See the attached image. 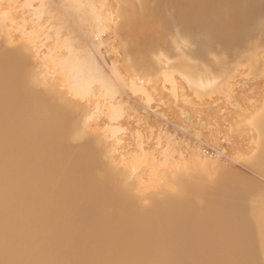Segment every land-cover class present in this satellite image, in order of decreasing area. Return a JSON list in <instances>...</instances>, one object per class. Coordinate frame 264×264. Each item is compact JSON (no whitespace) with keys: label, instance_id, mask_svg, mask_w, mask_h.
<instances>
[{"label":"bare ground","instance_id":"obj_1","mask_svg":"<svg viewBox=\"0 0 264 264\" xmlns=\"http://www.w3.org/2000/svg\"><path fill=\"white\" fill-rule=\"evenodd\" d=\"M47 1L48 0H46V1L41 0V2L38 1L39 6L38 7L36 6L38 9V10H36V12H39V13L43 12L41 15L43 16V18H45L44 21L46 23H47V20H49L48 24H50V26H52V28H53V30H52V33H53L52 41L54 42V48H55V46H58V47L61 46L63 48V52L61 53V51H60L59 54H57L52 46H51L52 48H50L49 44H48V47L46 45L47 43H44L45 46H43L44 45V44H42L43 42H41L40 44H42L41 45L42 48H45V49H43V50L40 49L41 46H40V44L38 45L39 40H42V39H45L46 37H48V36L45 37V35H48V34L42 35V38L40 37V35L43 34V32L40 31V29L43 31H44V29H43L42 25H41V28L38 29L40 27V24H41L38 22L40 21V18H42V17H40V15L37 16L38 13H36L37 17L33 18V16L31 17V14H33L34 11H33V13H32V11H29V12H31L30 14L26 13L27 12L26 11L25 14H27V15L29 14L30 16L29 15L28 16L31 17L32 19H34L35 22L37 21V23H35V22H33V20H31L30 22H33L34 25H32L33 24L32 23L31 26H28V27H27V24L25 27V24L22 23V25H24L23 27H25V28L30 29V27H31V31H29L30 33L28 31H26V32H28V34L23 33L24 31L20 32V35L17 37H19V38L23 37V38L27 39V43L28 44L30 43V45H32L31 52L33 53L35 58H42L43 60L37 61V62L32 61L31 65L33 68L26 71L23 68L24 62H25L23 57L26 56V52H25L26 50L24 49V47H21V51L23 53L22 58H21V63H20L21 68H18L17 60L14 57L13 58H11L12 56L9 57L10 54H8L9 58L6 57V55H5V57L0 55V166H1L0 168H3L5 165H7L4 167L5 168L4 172H6V174L9 172V170L12 171L11 169H9V167H11V166L13 167L14 162L15 163L19 162L18 159H20V160L22 159L23 162L25 161V163H24L25 166H26L27 160H28L27 163H29V160L32 163L37 162L35 160V158L33 157V154L32 153L29 154L28 149H32V148H30V146H32L31 143L33 142V140H36V138L40 140L41 138H44L47 135L52 136V138L56 137L57 139H61V140L62 139L66 140L69 138L70 139L75 138L81 144H89L88 148H86L85 145L84 146L81 145L80 147H77L78 145H75L76 147L70 146V147L66 148L65 151L68 152L69 154L67 156V154L65 155L63 152L62 154H64V157H70L74 153L73 158L71 157L74 162L70 160L71 165H69V167H68L69 169H71L74 166V165L72 166V164H75V168L77 169V171H75V172L80 174V173H83L84 171H86L85 170L86 168H87V170H89L88 167H90V166H88V164L90 165V163H92V164L94 163L93 165H96L97 167L99 166V163H100L99 168L102 167L101 160H103V163H104V156L100 152L102 149V148L100 149V145H99L100 142H98L97 138H95L94 135L90 136V134L87 133L85 130V129H87V127H88V129L91 128V130L98 129L100 127L96 128V125L94 126L93 124H90V126H88L89 123H87V122L90 120L91 117H94L98 114H101V115L104 114L105 115L106 111H108L106 117L109 118V114H110V119L111 118L114 119L113 117L114 116L116 117L118 115V113L120 112V111L118 112V110H120L118 108V107H120V105L122 107V110H123V108L125 109L126 104H124L123 102H122L123 104H121V102H120V105H118L119 103L117 102V101L121 100V98L123 97L122 95H124L126 97L125 94H121V93L125 92L124 91L125 90L124 88H126L125 86H127L131 89L132 94L134 96L136 95L135 98L140 97L139 96L140 93L141 94L143 93V91L141 90V87L138 84H136L134 81L131 82L130 79H128V77L126 76V72L117 66L116 62L113 61L114 59L110 60L111 56H114L115 58H120L121 60H124V62L126 64V68L128 71L140 72L141 74H143V76L146 77V76H150L152 74V71L154 72V71L159 70L162 67H164L163 62H166V64L168 62V64H170V65H176L181 59H184L185 56H183V55H187V56L189 55L190 56V54L192 52H196V51H199L198 52L199 54H200V51H202L203 53L205 52V53H210V54L211 53H213V54L214 53L215 54L223 53V52H226L228 49H230V47L232 45L235 46L236 43L237 44L240 42H241V44L249 43V42H244V41L247 38L254 36L255 34H259L260 32H262V34H264V0H203L201 2V4L196 6V10H195V7H190V6H192V0H189L190 6L186 3L187 0L186 1L182 0V2H183V3H181L182 7H180V9L178 11H176V8L173 5L174 4L173 1L170 0L169 13L167 16V20L165 22L161 23L159 25V27H157L156 29L153 28L152 24L156 21L155 16H157L158 8H156L154 10L152 9L153 11H149L150 7L152 6V3L153 4L155 3V0H60V2L58 1L56 5H53ZM95 1H98L97 3L100 4V6L102 5L104 7V10H105L104 13L101 12V10H98V9H101V7H98L99 5L97 4L98 5L97 6L98 8H97L95 5L96 4ZM31 2H33V1H31ZM13 4L11 2H7V6L10 7L11 9L13 8ZM36 4H37V2H36ZM183 5L186 7V9L183 7ZM7 6H6V8H7ZM29 6L28 7L26 6L27 7L26 9H31V7L29 8ZM36 7H34V8H36ZM188 7H190L192 10L189 11L187 9ZM21 8H23V7H21ZM102 11H103V9H102ZM177 12L178 13L180 12V14H181L179 20H180V22H182L181 26L184 24L182 26L184 29L181 31L177 30V32L175 34H173L175 36H173L170 34L171 32L169 33V30L165 32V28L167 26L174 28V26H172V25H175L176 23H178L174 20L176 18ZM10 13H12V12H10ZM44 13H46L45 17L43 15ZM28 16L25 17V19L26 18L28 19ZM20 17H18V19ZM38 17H39V19L37 20ZM35 18H36V20H35ZM15 19H16V17H15ZM25 19H23V22ZM10 20L12 22L11 18H10ZM21 21H22V19H21ZM30 22H29V24H30ZM19 23L17 22L16 24H14V25H16V27L13 26L14 27L13 30L18 29ZM36 26H38V28ZM50 26H48V27H50ZM176 26L178 27V24ZM8 28H11V27L8 26ZM20 28H22V27H20ZM259 29H263V30H259ZM13 30H12V32H13ZM105 32H107V33L110 32V34L108 35L110 37L109 38L110 41H112V39L118 40L117 52L113 50V47L110 45V41H109L108 49L106 50V52L102 58L103 61H106L109 64V66H110L109 68L111 70L110 75L113 74V77H114L113 79L111 77L107 76V74H106L107 72L105 71L106 72L105 73L103 71L104 69L103 70L101 69V68H103V66L99 67L100 63H97L95 61L97 58L94 59L95 56L93 57V55H92L93 51H96L97 54L98 53L102 54V51H100V47H101V44L103 41H100V40H102L103 38L100 39V37L104 36ZM151 32H152V34H151ZM260 35H261V33H260ZM38 38H40V39H38ZM262 38H263V36L261 37V39ZM45 40L48 42V40H51V39L47 38ZM52 41H50L48 43L51 44V43H53ZM170 41H172V44L169 43ZM178 41H180L181 44L178 43ZM252 43L253 42H251V44ZM179 44L183 45L186 48L187 52L183 51V53H182L181 49L179 47ZM241 44H239V45L241 46ZM102 45L106 46L105 43ZM239 45H237V46H239ZM252 45H254V43ZM242 46H244V44ZM256 46H258V45L256 44ZM247 47H244V48H247ZM44 50L47 51L48 56L46 54L42 53V52L46 53ZM58 51H59V48H58ZM263 51H264V49H263ZM259 52L263 53V52H261L260 47H259ZM198 53H196V54L199 55ZM215 54H214V56H215ZM43 55H46V56H43ZM81 55H83V56H81ZM192 55H194V54H192ZM204 55L205 54H203V56ZM206 55H208V54H206ZM226 56H228V55L226 54ZM181 57H183V58H181ZM81 58H83V59H81ZM97 61L100 62L101 60H97ZM186 61H187V58H186ZM104 64H106V63H104ZM36 66H38L39 68L43 67L44 71L43 72L34 71L36 69ZM106 70H108V69H106ZM47 71H48V74L47 73L42 74V73L47 72ZM40 75H42V76L40 77ZM44 75H45V77H44ZM40 78L48 80V84L52 85V87H53V90H49V89L45 88L46 90L42 91L45 94V98L43 97V95H44L43 94L42 98H44V100L42 99L43 102H41V105H44V108L47 111V114H46V111L43 110V111H45V113H44L42 111V109H44V108H43V106L41 107L42 108L41 111L44 114V117L42 116L44 118V120L43 119H40V120H43L45 122L44 123L42 121L44 123V128L42 127L43 123L39 122L40 117L38 118V115L35 113L36 110H35V112L33 110L36 107L35 104L33 103L34 102L33 98H35V96L31 99V97L27 94V93H29L28 91L30 90V88H32V89L36 88V81H38ZM195 80L197 81L196 83H198V84L202 83L201 84L202 86H209V85H212L215 83V82L212 83V82H209L207 80H204L203 78L201 80L199 78H197ZM95 82H97V83L94 84ZM97 84H98V87L97 86L96 87H97L98 91L101 88L107 89L106 90L107 93H105L106 92L105 90H103V91L100 90L105 95L103 93H101L100 91H99L100 94H99V92L97 93V91H95L96 87H95V89L92 88L93 85H97ZM121 90H123L124 92L123 91L121 92ZM116 91H117V93L119 92V94H120V96L118 94H116V96H115V97L119 96L118 97L119 99L117 101L115 100L116 98H114ZM131 91H129V92L131 93ZM170 91L173 93L172 90H170ZM36 93L37 92L35 91V93H33V94L35 95ZM176 93H175L176 96L174 95V93L171 94V93L167 92L166 93L167 96L165 94L166 98H168V102H169V100L171 102L172 99L176 100V99H174L175 97L177 98L178 93L177 94ZM33 94H32V96H33ZM37 94L39 95L40 93H37ZM173 95H174V98H172ZM165 96H163L162 98H165ZM144 97H145V95H144ZM159 97H161V96H159ZM37 98H39V96ZM37 98H35V100H37L39 102L41 97L39 98V100ZM113 98H114V100L112 102L111 100ZM126 98L130 99V96H128ZM162 98H160V99H162ZM169 98H172V99H169ZM107 99H108L109 103H107V101H106ZM164 100L167 101L166 99H164ZM164 100L162 99L161 103H163V102L165 103ZM37 101L35 102L36 104L38 103ZM114 101H116L117 103L115 104ZM124 102L127 103L128 101L127 102L124 101ZM154 102H156V100L153 101V103ZM174 102H175L174 104L178 103V101H174ZM252 102L254 103L253 100L250 103H252ZM31 103H33L34 105ZM159 103H160V101H159ZM169 103H168V105H169ZM134 104H131V105L134 106ZM166 104H167V102H166ZM170 104H172V103H170ZM263 104H264V100H263V98H260L258 103L253 105V108L251 107L252 109L250 111L244 113V115H241V117L242 116H244V117H243V120L241 121V123H239V124L241 125L243 122L245 128H247L249 130L250 136H251L250 138L252 139L253 143L256 142V137L251 133V127L253 125H255L261 129H264V109L259 111L260 108L263 106ZM31 105L34 106V107L32 106L33 109L31 107ZM41 105H39V107ZM127 105H129V104L127 103ZM131 105H129V107ZM147 105H149V104H147ZM150 105H151L150 107L153 108L152 105L155 106L156 104H150ZM178 105L180 106V101H179ZM244 105H248L249 107L252 106V105H249V103L246 104V102L244 103ZM162 106H164L163 109L164 108L166 109L168 107L167 108L168 113L160 110L162 108L159 107L160 112L158 111L159 112L158 114H160L162 111L163 113L165 112L164 114H166V116H168L169 111H170L169 107L171 105H169V106L166 105V107H165V104H163V105H161V107ZM39 107H37V108H39ZM174 107L177 109V105ZM240 107H241V105H240ZM173 108L171 110H173ZM181 108H183V107H181ZM243 108H244V106H243ZM127 109H129V108H127ZM130 109H131V111L138 110L137 108L135 110V108H133V107ZM238 109L240 110L241 108H238ZM178 110H179V108H178ZM136 112H139L136 114V117H134L132 113L130 114L127 111L125 113L129 114V115L127 114L128 117L130 115H132V117H134V118H139L140 116L138 117L137 115L140 113L142 114V112H140V111H136ZM180 112H181V109H180ZM241 112L242 113L244 112L243 109ZM133 113H135V112H133ZM143 113L145 114V112H143ZM153 113H155V112H153ZM163 113H162V115H164ZM175 113H177V112H175ZM40 114H41V112H40ZM126 114H124V116ZM194 114L195 113H193V115ZM146 115H147V112H146ZM162 115H160V117ZM191 115L192 114L189 115L190 119L192 118ZM235 115H236V118H238L237 117L238 115L237 114H235ZM124 116L123 117L120 116L122 118V121L125 119ZM164 117H165V115H164ZM142 118H144V117H142ZM151 118L154 119L153 117H151ZM167 118H170V116H168ZM186 118H188V117H186ZM232 118H235V117H232ZM177 119H179V118H177ZM223 119L221 120V117H220L221 122L222 121L226 122V120H223ZM189 120H188V122H189ZM191 120H193V119H191ZM194 120L196 121V116L194 117ZM129 121L130 120L128 118V122ZM133 121H135L137 123L136 119H133ZM133 121H131V122H133ZM152 121H154V120H152ZM157 121H158V119H157ZM157 121L155 120V122H157ZM159 121L157 123H159ZM165 121H166V118H165ZM169 121H171V120H169ZM173 121H175V120H172V122ZM176 121H175V123H176ZM233 121H235V120H233ZM233 121H231V122H233ZM135 122H133V124H135ZM145 122L149 123L148 121H145ZM179 122H181V121H179ZM36 123H39L40 125L37 126ZM139 123H141V121ZM157 123L153 122V124H152V122H151V125H154ZM223 123L224 122H222V124ZM237 123H238V121H237ZM141 124H143V123H141ZM176 124H178V122ZM224 124H226V123H224ZM143 125L146 126V123ZM148 125L149 124H147V127L149 128ZM180 125L182 127L184 125V123L180 124ZM235 125H236V123H235ZM235 125H234V127H235ZM238 125H236V128ZM165 126H166V124L164 125V127ZM174 126H176L175 124H173V128H176ZM179 126H178V128H180ZM83 127H85V129ZM167 128H168V126H167ZM224 129H225V127H224ZM224 129H222V130H224ZM113 130H116V129H113ZM160 130L162 133L160 132L161 135H159V136H162V134H164V133H163L162 129H160ZM215 130H216V128H215ZM217 130H218V128H217ZM118 131H119V129H118ZM208 131H209V128H208ZM106 132L103 131V134H105ZM137 132H139V131L136 130V133ZM227 132H226V134H227ZM158 133H159V131H158ZM174 133H177V130ZM216 133H217V131H216ZM243 133L244 132L241 131V132L236 133V134L239 136V134L241 135ZM141 134L142 133H140V135ZM219 134L221 135V132H219ZM231 134H234V133H229V136ZM99 136L100 135H98V138H99ZM116 136H117V134H116ZM173 136H175V135H173ZM140 137L142 138L143 135ZM168 137L170 139V136H168ZM233 137H236V136H233ZM103 138H104V136H103ZM118 138H121V137L118 136ZM238 138H241V136ZM144 139H145V137H144ZM174 139H175V137H174ZM262 139H263V136H261V140H258L257 143L259 144L262 141ZM42 140H41V142H42ZM119 140H121V139H119ZM116 141H118V140H116ZM53 142H55V141H53ZM58 142L59 141H57V143ZM63 142L64 141H61V143H59V145H61ZM177 142L175 141V143H177ZM180 142H182V140ZM71 143H72V140H71ZM135 143H136L135 145L137 147V142H135ZM67 144H68V142H67ZM67 144H64V145L67 146ZM120 144H122V143H120ZM168 144H165L166 147ZM125 145H127V144L122 145V147L123 146L125 147ZM181 145L183 146L182 143H181ZM157 146L155 147V149H158ZM168 146H170V145H168ZM142 147H144V146H141V149H142ZM145 147L143 148V152L146 151ZM175 147L177 148V146H175ZM197 147L200 148L198 146V144H197L196 148ZM52 148H54V147H52ZM57 148H59L61 151L60 147H57ZM115 148L121 149V146L119 145V143H118V145H116ZM127 148H128V146H127ZM138 148L140 149V147H137V150H138ZM163 148H165V147H163ZM163 148H162V151L164 152L165 149H163ZM169 148L170 147L167 148L168 151H169ZM193 148H192L191 152L194 153V151L197 149H195V146ZM172 149H174V148H172ZM175 149H174V151L173 150L172 151L176 154L181 151V150L179 151V149H178V151L176 152ZM201 149H202V147L200 148V150ZM207 149H209V148H207ZM207 149L204 148V152H206ZM215 149L216 148H214L213 150H215ZM62 150H64V149H62ZM159 150L160 149H158V151ZM213 150H211V151H213ZM141 151L142 150H140V152ZM150 151L151 150L149 149V153H150ZM216 151H217V149H216ZM52 152H53V150H52ZM54 152H55V150H54ZM132 152L131 153L129 152L131 154L130 156L132 158L129 156V154L126 153V155H128V156H126V158H129V161H126L128 164V168L133 167L139 173L138 168L141 166H144L146 169V173H145L144 167H143L144 170L141 167V169L143 171H142V173L140 171L139 177L140 176L142 177V179L144 180V181L142 180L143 183L146 181L148 184H153L156 181V178L158 175L157 173L159 172V170L153 168L154 166H157V167L162 166V168L164 167V168H167V169L173 171L177 167L179 168V166L184 168V169H187L190 166V164H191V166L200 165L202 167V169H204V170H200L201 168L198 170L196 169V171H194V173H190V172L186 171L185 174L180 173L178 175H172L169 177V179L171 180V182H174V184L178 183L179 181L181 183L185 179L192 178V176L194 174H197V175H199L198 177L193 178V179H187L190 187H193V188H195L197 190H201V191L208 190L211 192V190L208 188L215 186V184L213 183L214 184L213 185V184H211V182H208V183L204 182V179L202 177V171L206 170L209 173H213L217 170L218 167L224 165V163H223L224 161H221L222 163L211 161L209 159L210 158V151H208L206 154L204 152L202 153V151L200 152L199 150H197L198 154H196L195 157H193L192 159H189V157L185 158L188 160H185L183 158L184 160L180 161V160L175 158L177 163L174 161L173 158H172L173 160L171 159V157L169 158L170 155L168 156L165 152H164L165 153L164 154L161 151L160 152L162 154H164L166 157H163L164 155L162 156V154L159 152L158 153L160 155H156L154 153H150V155H148V153H147L148 151H146V153L144 152L143 155H140L139 150L137 152L139 154H137L135 151H134L135 153L134 152L132 153ZM173 152H172V155L174 156ZM102 153H104V152H102ZM169 153L171 154V152H169ZM133 154H137L136 157L133 158V156H132ZM45 155H47V154H45ZM138 155H140V156H138ZM152 155H154V156H152ZM155 155L157 158L158 157L160 158V156H161V158H163V159L161 160V158H160V160H159L155 157ZM191 155H192V153H191ZM191 155L189 154L190 158L192 157ZM94 156H95V158H94ZM102 156H103V159H102ZM214 156H212V158H211L212 160L216 159V158H214ZM49 157H50V155H49ZM57 157L59 158V156H57ZM61 157H63V155ZM177 158H179V156H177ZM54 159L57 160V158H55V157H54ZM64 159H68V158H64ZM16 160H17V162H16ZM56 160H55V162H56ZM62 161H61V163H62ZM216 161H220V160L216 159ZM64 162H66V161H64ZM64 162L62 164L65 165ZM95 162H97L98 164L97 163L95 164ZM45 163L47 165L35 163L36 167H34V169H31V170H30V168H31V164H30L29 165L30 173L28 175L29 178H28V176H26L24 174V176H26L28 179L26 177L22 176L23 175L22 173H24V172H21L22 175H20L17 171H16V173H18V177L20 175V177L22 176L21 178H25V180H23V182L26 180H29L28 183H30L31 181H33L32 179H35L38 181L39 175H41V176L44 175L43 177L45 178V175L48 176V174L52 173L54 170L50 179L47 177L49 180V183L51 182L50 180H52V182H53V185H51V187H48V184H49L48 182H47V184H46V182L44 184H42L43 182L42 183L38 182V183H41V184H39V186L37 184H34V183H33V185H34L33 186L30 183V185H32L31 189H29L30 186L25 188V189H21V190L19 188V190L21 191L20 193H23V194H19L18 193L19 191H17V192L14 191L13 196L11 195L10 192H5L7 194H4V192H1V190L2 191H4V190L3 189L0 190V192H1L0 193V217L4 221V222H0V223H2V224L5 223L4 227H6L4 229L6 231H4L3 229L2 230L4 232H7L9 230L10 231L13 230L16 233L24 231L23 233H25V232L28 233V235L25 233L27 235V237L31 236V234L33 233V238H31V239H29L30 237L28 238L30 244L33 242L31 244V247H28V246H25L27 248L23 247L25 243H26V245H27V243H29L28 240L25 241L26 239H24V238L23 239L22 238L14 239L13 243H11L10 246H8L9 248H11L12 251H13V249L16 248L15 249L16 252H17V249L20 251L22 250L23 253L26 251V254H28V252L35 254V252H36L37 261L33 258L34 262L32 261L33 263H28V264H45L46 262H48L50 260H54V264H83L84 262H86L84 264H235L238 262H239L238 264H264V185L263 184H260L258 187L256 186L255 190L252 191L251 193H249L251 195V200H250V198H249V200H250V204L253 206V213H254V215L257 216V221L262 226V230L259 229V231L256 227L252 228L253 226L251 225V223L248 220V217L246 215L244 202L242 201V199H240V201H239V198H241V196H239V195L236 196L237 197V203L236 204L235 203L232 204L230 202V206L233 205V207H229L227 205L228 209H225L224 206H223V208L220 209L216 206L218 208V209H216L213 206L216 211L213 210L214 211L213 213H211V214L208 213V215H211L209 217L204 214L207 218L205 216H202V217H204L205 219L198 217L197 215H195L196 213L195 214L193 212L188 213L189 209L186 210L187 213L186 212L182 213L181 211L183 209L181 211L176 210L175 208L178 207V205L176 207L171 208V211L169 213L167 212V214L161 213V214H155L152 216H145L144 215L145 217L140 216V214H137L138 212L136 213V211L134 212L132 209H130L128 207L129 209L126 211V216L129 219L121 221L120 223H118V222L112 223V222L108 221L109 218L107 219L108 215L106 214V210L109 208H106V210H105V206H106L105 203L107 201H109V198L111 196L109 197L108 196L109 194L107 195L105 193L106 190L102 187V186L106 187L105 184L101 186V188L103 190H105L104 193H103L102 189L100 190L98 188V184H99L98 181L100 182L101 180L95 179L94 184L98 183L97 185H93L92 181H90V182H92V184L91 183L88 184V183H85V181H89L91 176L88 178L87 175H85V178L87 177L89 180L86 179L84 181V185H82L83 181L81 182V180H78L82 183L81 184L82 186L79 183L80 187L78 186V188H77L76 186L78 184L77 185L75 184L76 194H75V192H73L74 194L73 193L70 194L69 192L65 191L68 189H65V188L63 189L62 185H60L61 181L58 180V179L61 180L62 172H66L67 170L62 171V169H60V168L59 169L61 171L57 170L58 169V168H56V167H58L57 163H55L57 165H52V166H50V163H48V162H45ZM67 163L68 162H66V164ZM254 164L257 165L258 167L264 168V155L262 156V159L260 161H257ZM93 165H92L90 170H92ZM129 165H130V167H129ZM19 166L21 167L24 165L19 164ZM6 167H8V169H9L8 171H7ZM59 167H60V163H59ZM105 167L107 168V166H104V168ZM4 168L2 170H4ZM27 168H26V170H27ZM53 168H55L56 170ZM68 168H65V169H68ZM131 168H130V171L133 169V168L132 169ZM20 169H19V172H20ZM23 169L24 168L22 167V170ZM95 170H97V168H95ZM95 170L93 169L92 172H95ZM104 170L105 169H103V171ZM199 170L201 171L200 174H199V172H200ZM106 171H107V169H106ZM27 172H28V170H27ZM108 172H105V173H108ZM131 172L133 173V170ZM67 173H69V170L67 171ZM95 173L97 174V175L95 174V176H97V177L100 176V175L98 176L97 172H95ZM100 173H101V171H100ZM134 173H135V171H134ZM205 173H207V172H205ZM108 174H110V172ZM232 174L233 173H228V172H224L223 174H221L220 179H222V183L224 182V185L226 182H229L230 180L235 179L237 177V176H233ZM11 175L8 178L11 179ZM70 175L71 174H69V176ZM0 176H3V175L0 174ZM6 176H8V174ZM110 176L107 177L105 174V176H103V177H107L108 179H110V178L114 179L113 178L114 176H112V177H110ZM67 177L68 176H66V178ZM103 177L101 176L100 178H103ZM16 179L14 178L15 181H17ZM18 179L21 181L20 178H18ZM41 179H42V177H40V180ZM93 179H94V177L92 178V180ZM108 179H107L106 183L109 182ZM112 179H110V181ZM242 179L246 180V182H249V179L247 177L242 178ZM14 180H12V181L15 182ZM82 180H84V179H82ZM3 181H4V179H3ZM7 181H9V179ZM18 181H17V183L20 182V181L19 182ZM56 181H59L60 183L58 182V184H57ZM96 181H97V183H96ZM1 182L2 181L0 180V184H1ZM52 182H51V184H52ZM111 182H114V180ZM111 182H109L108 184H110ZM185 182H184L183 186L185 185ZM28 183L25 182L24 185L20 184L21 186L17 185L16 183L15 184L18 187L24 188V186L27 185ZM62 183H64V182L62 181ZM69 183H71V182H69ZM69 183L67 182L68 185H69ZM100 183L101 184L105 183V181L100 182ZM115 183L116 182L111 183L110 186L108 184H106V185H108L106 188L108 189V187H111V185L113 186V184H115ZM1 185L4 186L5 184H1ZM7 185L8 184L6 183V186ZM12 185H14V183ZM12 185L10 184V186H12ZM54 185L55 186L60 185V187H62L61 188L63 190L62 194H60L61 191L58 193L59 195H61L60 197L57 196V198H56L54 196V195H56L55 192L59 191L58 189H60L58 187H54ZM224 185L220 184L219 186H217L214 189L215 192L218 194V197H221L220 194H223V193L224 194L228 193V195L230 197L231 194L229 193V191L226 189V186H224ZM10 186H9V188H10ZM15 186H13V187H15ZM65 186H66V184H64V187ZM72 186L74 187L73 184H72ZM32 187H33V189H32ZM113 187H111V188H113ZM26 189L31 190V193L24 191ZM71 189H69V190H71ZM120 189H122V188H120ZM12 190H14V189H12ZM109 190H111V189H109ZM114 190H115V188H114ZM71 192H72V190H71ZM119 192H121V191H119ZM113 193H110V194H113ZM117 193L118 192H116V194ZM232 193H234V192H232ZM238 194H240V193H238ZM120 195L118 196V194H117V196L119 197L118 200L120 199V201H121L120 203H122V198H120ZM42 196L49 197V200H51V201H49L48 199H46V201L48 200L51 203V205H53V206L55 204H58V208L55 209L56 205L54 208L49 207L50 205L48 206V208L51 209V215L49 214L50 216H48V217H51L50 221H43V220H40V218L39 219L35 218L34 221H31L30 217H33V216H30V211L32 210V209H30L31 208L30 205L32 203L34 204V202L37 203L39 200L41 201ZM238 196H239V198H238ZM236 197L232 198V199L235 198L234 199L235 202H236ZM111 199H114V198H111ZM227 199H230V198L226 197L225 200H227ZM113 201H116V200H113ZM215 201L217 202L218 200L214 199V201H212L211 203L215 204L216 203ZM227 201H226V203H227ZM220 202L221 201L219 199L218 203H220ZM40 203L42 204V202H40ZM234 204H235V207H234ZM108 205H109V203H108ZM110 205H111V203H110ZM113 205L114 204L112 202V206L110 207L111 209H112ZM116 205L117 204H115L114 206H116ZM28 206H30V208ZM179 206L181 208V205H179ZM36 208H38V207H36ZM208 208H210V207H208ZM208 208H207V210H208ZM117 209H120V208H117ZM104 210H105V213H104ZM110 210H108L107 213L108 212L110 213L111 212ZM121 210H123V209L121 208ZM45 211H48V210H45ZM112 211H113V209H112ZM115 211H116V209H115ZM139 211H140V208H139ZM184 211H185V209H184ZM190 211H192V209ZM35 212H39V211H35ZM42 213H45V212L42 211ZM42 213H41V215H42ZM112 213H110V215H112ZM46 214H43V215H46ZM242 214H244L243 217H245V219L242 218ZM259 214H261V216ZM85 215H91L94 217L85 216ZM201 215H202V213H201ZM127 217H125V219H127ZM114 219H115V217H114ZM122 219H124V218H122ZM110 220H111V218H110ZM120 220L121 219H119V221ZM87 226L91 228L90 234L88 236H84V238H83V236H82L83 230L84 231L86 229L88 230ZM4 227H2V228H4ZM255 232L257 233V237H256ZM46 233H48V235H46ZM22 234L21 235L19 234L20 237L22 236ZM43 234L48 236V237H45L46 240L43 238V236H44ZM40 235L41 236L43 235L41 239H39L41 237ZM5 236L6 235L4 234V238H5ZM8 236H9V234L6 236V238H10L11 234H10V237H8ZM12 236H13V233H12ZM86 237H89V238H86ZM85 238L88 240L87 241L88 245L84 244V245H86V248L83 250L82 249L79 250L78 248H76L77 247L76 244L78 245ZM258 238H259V244L258 243L257 244L259 245L260 249H258V245H257V247H255V245H254L257 241H253L254 239L257 240ZM47 239H49L50 241H48ZM82 242H84V241H82ZM251 244H252L253 248H251V246H250ZM8 245H9V242H8ZM243 246H244V248L245 247L246 248L244 249ZM20 248H22V249H20ZM73 248H76L79 251H77V250L73 251L74 250ZM247 248H249L250 250H253L255 253L252 251L251 252L254 253L256 255V257L258 256L259 253H262V252H263V255L260 254L259 255L260 257L258 256L259 258H257V259H254V256L252 255L253 258L251 259L250 258L251 255L248 256V254H251V253H249L250 250H249V252H247L248 251ZM261 249H262V252H261ZM3 252L4 251L0 252L1 257H4L3 256L4 254H2ZM17 253L15 254L16 256H18ZM18 254H21V252ZM26 254H24V255H26ZM5 255H8V254L5 253ZM28 255L31 256L30 254H28ZM9 256H8V259H9ZM84 256L87 259V261L83 260ZM12 258H10V259H12ZM18 258H16V259H18ZM75 258H77V259L82 258L80 260H82L83 262H80V260H79V262H76L77 260ZM28 259L29 258H27V260ZM3 260H5V259H3ZM19 260H20V258H19ZM30 260H32V259H30ZM74 260H76V261H74ZM249 260H252V261H249ZM11 261H13V259ZM235 261H238V262H235ZM240 261H242V262L240 263ZM6 262H5V264H7ZM8 262H9V260H8ZM13 263H15V261H13ZM24 263H26V262H24Z\"/></svg>","mask_w":264,"mask_h":264},{"label":"rangeland","instance_id":"obj_2","mask_svg":"<svg viewBox=\"0 0 264 264\" xmlns=\"http://www.w3.org/2000/svg\"><path fill=\"white\" fill-rule=\"evenodd\" d=\"M31 1H33V2H31ZM38 1L41 2V0H37V1L36 0H28V1L27 0H0V55H2L4 57L6 55V57H8V54H10L9 57H11V56H12L11 58L14 57L17 60L18 68H21L20 67V63H21V58H22V55H23V53L21 51V47H24V49L26 50L25 51L26 52V56L23 57L24 60H25L23 68L26 71H28L31 68H33L32 65H31L32 61H36L37 62V61H42L43 60L42 58H35V56L31 52L32 45H30V43L29 44L27 43V39H25L23 37L22 38L17 37V36L20 35V32H23L24 31L23 33L28 34V32L31 31V27H30V29L29 28H25L26 27V24H27V27H28V26H31V24L33 22H35L34 19H32L31 17L33 16V18H34V17H37L39 15H40V17H42V18H40V21L38 22V23H41L40 24V27L38 28V26H36L38 29H40L41 28V25H42V27L44 29V31L40 29V31L43 32V34H41L42 32L40 33L41 34L40 35L41 38H42V35H45V34H48V35H45V37L48 36L46 38L44 37L45 39H47V38L48 39H51V40H48V42L52 41V38H53V36H52L53 35V33H52L53 28H52V26H50V24H48L49 23V20H47V23H46L44 21L45 18H43V16L41 15L43 12H41V13L36 12V10H38L37 7L39 6ZM42 1H46V0H42ZM58 1L60 2V0H48L47 2H49V3L53 4V5H56ZM7 2H11L12 4L14 3L12 9L7 6ZM36 2H37L38 5L36 4ZM95 2H96V4H95L96 7L98 5H99L98 7H101V9H98V10H101V12L104 13V11H105L104 10V7L102 5L100 6V4L97 3L98 1H95ZM169 3H170V0H162V2L159 3L158 13H157V16H155L156 17V21L152 24V26H153L154 29H156L157 27H159V25L161 23H163V22H165L167 20V16H168V13H169ZM5 5L7 6V8H6ZM26 6L27 7L29 6V8L31 7V9H26L27 8ZM21 7H23V8H21ZM34 7H36V8H34ZM102 9H103V11H102ZM29 11H32V13L34 11V13L31 14V17H29L30 16L29 14L31 13ZM10 12H12V13H10ZM25 12L26 13H29L28 14L29 16L27 14H25ZM36 13H38L37 16H36ZM45 14L46 13L43 14L44 17H45ZM16 15L18 17H20V16L21 17L18 19V17ZM27 16H28V19L27 18L25 19V17H27ZM15 17H16V19H15ZM10 18L12 19V22H11ZM21 19H22V21H21ZM23 19H25L24 22H23ZM38 19H39V17L37 18V20ZM31 20H33V22H30ZM35 20H36V18H35ZM15 22L16 23L17 22L18 23L19 22L21 23V24L19 23V25H18V29L19 30L18 29L17 30H13L14 29L13 26L16 27V25H14V24H16ZM29 22H30V24H29ZM22 23L25 24V27H23L24 25H22ZM35 23H37V21ZM177 24H178V27L176 26ZM32 25H34V23ZM47 25L50 26V27H48ZM8 26L11 27V28H8ZM172 26H174V28L173 27L171 28L170 26H167L168 28L167 27L165 28V32L169 30V33L171 32L170 34L173 35V34H175L177 32V30H180L181 31V30L184 29L181 26V24H179V23H176L175 25H172ZM20 27H22V28H20ZM12 30H13V32H12ZM259 30H263V29H259ZM26 31H28V32H26ZM260 33H261V35H260ZM260 33L259 34H255L254 36H251V37L247 38L244 42H249V43H243L244 46H242L243 44H241V42L238 43V44L236 43L235 46L232 45L230 47V49H228L226 52L219 53V54H215L214 53L215 56H214L213 53H211V54L210 53H205V52L203 53L202 51H200V54H199L198 53L199 51H196V52H192L190 54V56L188 55L189 57L187 55H183V56H185L184 57L185 60L184 59H181L180 60L181 62L179 61L176 65H170V64H168V62H167V64H166V62H163L164 63V67H162L161 69L156 70L154 72L152 71V74L150 76H146V77L143 76V74H141L140 72H130V71H128L127 68H126V64H125L124 60H121L120 58H115L114 56H111V59L110 60H113L114 59L113 61L116 62L117 66L120 67L122 70H124L126 72V76L128 77V79H130L131 82L134 81L136 84H138L141 87V90L143 91V93L142 94L140 93V95H139L140 97L135 98L136 95L134 96L132 94L131 89L129 87L125 86L126 87V88H124L125 90L123 89L125 92L123 90H121V92L123 91L124 93H121V92L120 93L121 94H125L126 97L130 96V99L129 98H126L124 95H122L123 97L122 98L120 97L121 100L117 101L119 99L118 97L120 96V94H119V92L117 93V91H116L115 92V95L114 94L113 95H114V98H116L115 100L119 103L118 105H120V102H121V104L124 103L127 106V107L125 106V109L123 108L124 111L122 110V107L120 105V107H118L120 109V110H118V112L119 111L120 112L118 113V115L116 117L115 116L113 117L114 119H112V118L110 119V114H109V118L106 117L108 111H106L105 115L103 114L104 116L101 115V114H98V115H96L94 117H91L90 120L87 122V123H89L88 126H90V124H93L94 126L96 125V128L97 127H100L98 129L91 130V128L88 129V127H87V129H85L86 126L83 127L86 130V132L90 134V136H93L94 135L95 138H97L98 142H100L99 143L100 149L102 148L100 152L104 156V163H103V160H101L102 167L99 168L100 167V163H99V166L98 167L96 165H93L94 163L93 164L90 163V165L88 164V166H90V167H88V169L90 170L91 167H92V165H93L92 170L93 169L95 170V168H97V170H95V172H97L98 173V176L99 175L100 176L99 177L95 176L96 173L95 172H92V170H90V171L87 170V168L85 169L86 171H84L83 173H80V174L76 173L75 171H77V169L75 168V164H72V166L73 165L74 166L73 167L71 166L72 167V168L70 167L71 169L68 168L69 165H71L70 164L71 163L70 160L73 161L72 158H73V154L74 153L70 157H64V154L65 155L67 154V156L69 154L68 152L65 151L67 147H70V146L76 147L75 145H78L77 147H80L81 145H83V146L85 145V147L88 148L89 147V144H81L75 138H71V139L69 138V139H66V140L65 139L64 140L63 139L61 140V139H57L56 137H53L52 138V136H50V135H47V136L45 135L46 137L41 138L40 140L37 139V138H36V140H33V142L31 143L32 146H30V148H32V149H28L29 150V154L32 153L33 154V157L35 158V160L37 162L32 163L29 160V163H27L28 162V160H27L26 161V166H25V164H24L25 161L23 162L22 159H21L22 161L20 159H18V161L20 163L17 162V160H16V162L18 164L14 162L13 167L12 166L11 167L8 166L9 169H11L12 171H10L8 169V167H6L7 171L9 170V172L7 173L8 176H6L7 174H6V172H4L5 171V168L4 167L7 166V165H5L4 167L2 166L4 168V170H2L3 168H0V174L5 177L4 178L3 176H0L1 177L0 180L2 181L1 184H5L4 186L0 184V187H1L0 190L1 189L4 190V191L1 190V192H4V194H7L5 192H10L11 195L13 196L14 191H16V192L19 191L18 192L19 194H23V193H20L21 192L20 191L21 189H25V188H27L29 186H30L29 189H31V186L33 185V183L34 184H37L38 186L42 182H43L42 184H44L45 182H46V184H47V182L49 183L48 178L50 179V177H51L52 173L54 172V170H53L52 173H49L50 175L49 174H48V176L45 175V178L43 177L44 175L43 176L39 175L38 176L39 178L37 177L39 179L38 181L35 180V179H32L33 181L30 182L32 185H30V183H28L29 180H26V181L23 182V180H25V178H21L22 176H24V174L26 176L29 175L30 170L31 169H34V167H36L35 166V163L42 164V165L43 164L47 165L45 162H48V163H50V166L57 165L58 164L57 165L58 167H56V168H58L57 170H60V169H62V171L63 170H65V171L67 170L68 171L69 170V173H67V171L66 172H62V177L64 179L61 177V180L58 179L59 181H61V183L59 181H56V183L58 184V182H59L60 185H62L63 189L64 188L65 189H68V190H65V191L69 192L70 194H72L73 192L76 191V189H75L76 187L77 188H78V186L80 187V185L82 184L81 183L82 181H83V184L82 185H84V181L86 179L89 180L88 178L90 176H91L90 177V180L89 181H85V183H88V184L91 183L92 184V182H93V185H97L99 183L98 184V188L100 190L102 189L101 188L102 185L105 184V186L107 187L108 185L110 186L111 183L116 182L115 184H113L114 187L111 185V187H113V188L108 187V189H107L106 187L102 186L106 190V192H105V190L102 189L103 190V193L105 192L107 195L109 194L108 195L109 197L111 196L109 198V201H107L105 203L106 206H107V207L105 206V210H106V208H109V209L106 210V214L108 216L106 214L105 215L107 216V219L109 218L108 221H110L112 223H114V222L120 223L121 221L128 220L129 218L126 216V211L129 208L132 209L134 212L136 211V213L138 212L137 214H140V216H144V215L145 216H152V215L161 214V213L162 214L163 213L164 214H167V212L169 213L171 211V208L176 207L177 205H178V207L175 208L176 210L181 211L183 209L181 212L182 213L183 212L184 213L185 212L187 213L186 210L189 209L188 213H192V212L194 214L196 213L195 215H197L198 217H201V218L205 219L202 216H205V215H207L208 217L211 216V215H208V213L211 214L214 211H216L215 208L216 209H218V208L221 209L224 206L225 209H228L227 208V205L229 207H233L232 204L233 203H235V204L237 203V197L236 196L239 195V196H241V198H239V196H238L239 201H240V199H242V201L244 202L245 210H246V215H247L248 220L250 221L251 225L253 226L252 228H255L256 227L258 229V231H259V229L262 230L261 224L257 221V216L254 215V213H253V206L250 204L251 195L249 193H251L252 191H254L256 186L258 187L260 184H263L264 185V168L258 167L257 165L254 164L257 161H260L262 159V156L264 155V129H261L258 126H255V125H253L251 127V133L256 137V142L253 143L252 142V139L250 138L251 136H250L249 130L247 128H245L243 122H242L241 125L239 124V123H241V121L243 120V117H244V116L241 117V115H244V113L250 111L253 108V105H255V104L258 103V101H259L260 98H263V100H264V51H263V49H264V39H263L264 38V34H262V32H260ZM109 34H110V32L109 33L105 32V35L106 36L104 35V36H101L100 37V39L103 38L102 40H100V41H103L102 44L105 43V45L107 46L106 47V46H103L101 44L100 51H102V54L101 53H98L97 54L96 51H93L92 52V55H93V57L95 56L94 59L97 58L95 61L97 63H100L101 66L98 64L99 67H102L103 66V68H101V69L102 70L104 69L103 71L104 72L105 71L107 72V73L105 72L107 74V76H109V77H111L113 79L114 78L113 77V74L111 73L112 75H110L111 70L109 68L110 67L109 64L106 61H103V59H102L103 58V55L105 54V52H106V50L108 49V46H109V41H110V39H109L110 37L108 36ZM151 34H152V32H151ZM173 36H175V35H173ZM262 36H263V38L261 39ZM38 39H40V38H38ZM45 39L39 40L38 45L41 42H43L42 44L47 43L46 44L47 47H48V44H49L50 48H52V47L54 48V42L52 41L53 43L50 44ZM251 42H253L255 46L252 45L253 43L251 44ZM169 43L172 44V41H170ZM178 43L181 44L180 41H178ZM42 44H40V46ZM180 44H179V47L181 49V52L182 53H183V51H186L187 52L186 48L183 45H180ZM239 44H241V46ZM256 44L258 46H256ZM110 45L113 47V50L117 52V50H118V46H117L118 45V40L112 39V41H110ZM237 45H239V46H237ZM246 45L247 46L249 45V46L247 47ZM43 46H45V44ZM244 47H247V48H244ZM259 47L261 48V52H263V53H260L259 52ZM58 48H59V51H58ZM40 49L43 50L45 48H42V46H41ZM54 50L56 51L57 54H59L60 51H61V53L63 52V48L61 46H59V47L58 46H55ZM44 51L46 53H44V52H42V53L47 55L48 54L47 51L46 50H44ZM196 53H198L200 56L197 55ZM202 53L205 54V55L203 56ZM192 54H194V55H192ZM206 54H208V55H206ZM226 54L228 56H226ZM46 55H43V56H46ZM81 56H83V55H81ZM181 58H183V57H181ZM186 58H187V61H186ZM81 59H83V58H81ZM97 60H101L102 62L101 61L99 62ZM103 62L106 63V64H104ZM106 69H108V70H106ZM34 71L43 72L44 70H43V67H40L39 68L38 66H36V69ZM46 73L48 74V71L47 72H44L42 74H46ZM41 76L42 75H40V77ZM44 77H45V75H44ZM197 78H199L200 80L203 78L204 80H207V81L212 82V83L215 82V83L212 84V85H209V86H202L201 85L202 83H199V84L196 83L197 81L195 79H197ZM96 83L97 82H95L94 84H96ZM96 86L98 87V84L97 85H93L92 88L95 89ZM97 87L95 89V91H97V93L100 90H102V91L103 90H105V91L107 90V89L101 88L98 91ZM45 88H47L49 90H53L52 85L48 84V80H45V79H41L40 78L38 81H36V88L35 89L30 88V90L28 91L29 93H27L31 97V99L34 96H35V98H37L38 96H39V98L41 97L39 102L37 100H35V98H33V101H34L33 103L35 104V106H36L35 108L36 109L35 108L33 109V107H34L33 105L34 104L31 103V104H33V105H31V107L33 106L32 109L34 110V112L36 110L35 113L38 115V118L40 117L39 120L40 119H43L44 120V118H43L44 117L43 112L45 113V111H46V109L44 108V105H41V102H43V100L45 98V94H44V92H42L43 90H46ZM34 90L37 93H40V94L38 95L36 93L34 95L33 94V93H35ZM170 90L173 91L174 95H175L176 92L178 93L177 98L176 97L174 98V95L172 97V98H174L176 100H173L172 98H169V99H172L171 102L169 100V102L172 103V104H170L168 102V98H166V96H167L166 93L167 92L173 94ZM102 91H100V92L103 93ZM129 91H131V93ZM100 92H99V94H100ZM105 93H107V91ZM32 94H33V96H32ZM116 94H118L119 96L115 97ZM165 94H166V96H165ZM42 95H43L44 98H42ZM144 95H145V97H144ZM159 96H161V97H159ZM163 96H165V98H162ZM39 98H37V99L39 100ZM114 98L111 100L112 102H113ZM160 98H162L163 100L166 99L167 101L164 100L165 103L164 102L161 103L162 102V99H160ZM152 100L153 101L156 100V102L153 103ZM158 100L160 101L161 104L159 103ZM250 100L251 101L253 100L254 103L253 102L250 103L251 102ZM36 101L39 104L38 103L36 104L35 103ZM106 101H107V103H109L108 99ZM116 101H114L115 104L117 103ZM124 101H126V102L128 101L127 103L129 105L134 104V103L135 104H134V106L131 105L129 107V105H127V103H125ZM174 101H178V103L180 101V106L178 105V103L177 104H174L175 103ZM166 102H167V104H166ZM245 102H246V104L249 103V105H252V106L249 107L248 105H244ZM168 103H169V105L172 106V107L171 106L169 107L170 108L169 115L167 114L168 116H170V118H167L168 116H166V114H164L165 112L168 111L167 110L168 107L166 109L165 108L163 109L164 106L161 107V105H163V104H165V107H166V105L169 106ZM147 104H149V105H147ZM150 104H156V105L155 106L152 105L153 106V108H152V107H150L151 106ZM39 105H41V106L39 107ZM176 105H177V109L174 107ZM240 105H241V107H240ZM42 106H43L44 109L41 108ZM243 106H244V108H243ZM37 107H39V108H37ZM132 107L135 108V110L137 108L138 110H136V111L142 112V114L140 113V114L137 115L138 117L140 116L139 118H134V117H136V114L139 113V112H136L133 109H132L133 111H131L130 108H132ZM159 107L162 108V109H160ZM181 107H183V108H181ZM127 108H129V109H127ZM172 108H173V110L174 109L175 110L174 111L171 110ZM178 108H179V110H178ZM238 108H241V109L239 110ZM41 109H42V111L43 110H45V111L42 112ZM159 109L162 110V111H165V112L163 113L161 111V113L158 114L160 112ZM180 109H181V112H180ZM242 109L244 111L243 113L241 112ZM262 109H264V104L260 108L259 111H261ZM126 111L128 113H130V114L132 113L134 117H132V115H130L131 117L130 116L128 117L129 114L127 113L128 114L127 115L125 113ZM40 112H41V114H40ZM133 112H135V113H133ZM143 112H145V114ZM146 112H147V115H146ZM153 112H155V113H153ZM175 112H177L178 114L175 113ZM192 112L195 113V114L193 115ZM162 113L165 115V117H164V115H162ZM189 113L192 114L191 115V117H192L191 119H193V120H194V117L196 116V121L195 120L193 121V120L190 119V116H189L190 114ZM46 114H47V111H46ZM124 114H126L125 115L126 117L124 116ZM235 114L238 115L237 116L238 118H236V115ZM160 115H162V116L160 117ZM120 116L121 117L124 116L125 119L122 121V118ZM127 117L130 120L129 122H128V118ZM142 117H144V118H142ZM151 117H153L154 119H152ZM186 117H188L190 120L188 118H186ZM220 117H221V120L223 118H224L223 120H226V122L225 121H222V122H224L226 124H224V123L222 124V122L220 121ZM232 117H235V118H232ZM132 118L133 119H136L137 120V123L135 121H133ZM165 118H166V121H165ZM177 118H179V119H177ZM157 119H158V121L159 120L161 121V122L159 121L160 124L157 123L158 122ZM168 119L171 120V121H169ZM43 120H40L39 122L43 123L44 122ZM152 120H154V121H152ZM155 120L157 122H155ZM172 120H175V121L177 120L176 123L178 122L179 125L184 123V125L181 127V125L179 126L178 124L175 123V121H173L174 122L173 123ZM188 120H189V122H188ZM233 120H235L236 122L233 121ZM131 121L135 122V124H133V122H131ZM140 121L143 124L146 123V126H144L143 124L139 123ZM145 121H148L149 123H147ZM179 121H181V122H179ZM231 121H233V122H231ZM237 121H238V123H237ZM151 122H152V124H153V122L154 123H157V124L151 125ZM44 123L42 124V127L43 128H44ZM235 123H236V125L239 124L237 126V128H236ZM147 124H149L148 125L149 128L147 127ZM165 124H166V126L164 127ZM173 124L176 125V126H174L176 128H173ZM36 125L38 126L40 124L39 123H36ZM234 125H235V127H234ZM167 126H168V128H167ZM178 126L180 128H178ZM101 127L102 128L104 127V128L102 129ZM224 127H225V129H224ZM208 128H209V131H208ZM215 128H216V130H215ZM217 128H218V130H217ZM113 129H116V130H113ZM118 129H119V131H118ZM160 129H162V131L164 133V134H162L163 137L162 136H159V135H161L160 134V132H161ZM222 129H224L225 131L222 130ZM136 130L139 131V132L136 133ZM176 130H177V133H174V132H176ZM93 131L94 132L96 131V132L94 133ZM103 131H105V132L107 131V132L105 134H103ZM158 131H159V133H158ZM216 131H217V133H216ZM218 131L221 132V135L219 134ZM227 131L229 133H234V134H231L229 136V133ZM241 131H243L244 133L241 134V135L239 134V136H238L236 133H239ZM226 132H227V134H226ZM140 133H142V134L140 135ZM116 134H117V136H116ZM98 135H100L99 138H98ZM142 135H143V137L141 138L140 136H142ZM173 135H175V136H173ZM103 136H104V138H103ZM118 136L121 137V138H118ZM168 136H170V139H169ZM233 136H236V137H233ZM240 136H241V138H238ZM261 136H263V139L258 144L257 142H258V140H261ZM144 137H145V139H144ZM174 137H175V139H174ZM119 139H121V140H119ZM41 140H42V142H41ZM60 140L61 141H64L61 144L62 146L59 145V143H61ZM71 140H72V143H71ZM116 140H118L119 142L116 141ZM181 140H182V142H180ZM53 141H55L56 143L53 142ZM57 141H59V142L57 143ZM66 141L68 142V144H67ZM175 141L176 142L178 141V142L175 143ZM135 142H137V147H140V149L138 148L140 155H143L144 152L146 153V151H148L147 152L148 155H150V153H154L156 155H160L159 153L163 152L162 151V148L163 147H165V148H163V149H165L164 152L167 150L168 147H170L169 148V151L167 150L165 153L168 156L170 155L169 158L170 157H171V159L173 158L175 162H176V159H178L180 161H183L187 157H189V159H192L193 157H195L196 154H198L197 153V150H199L200 152L202 151V153H203L204 152V148L205 149L209 148V149H207L206 152H204V153L207 154V152L210 151V158L209 159L211 161H213V162L215 161V162H218V163H222L221 161H224L223 162L224 165L218 167L217 170L215 172H213V173H209L206 170L205 171H202V177L204 179V182H206V183L211 182V184H213V183L215 184V186L208 188V189L211 190V192L208 191V190L201 191V190H197V189H195L193 187H190L187 179L196 178V177L199 176L197 174H194L192 176V178H187L186 177L187 179H185L181 183L179 181L178 183H175L174 184V182H171V180L169 179V177L172 176V175H178L180 173L181 174H185L186 171H188L190 173H194V171H196V169L198 170V169L201 168L200 170H204V169H202V167L200 165L191 166V164H190V166L187 169H184V168H182V167L179 166V168L178 167L176 168L177 170L175 169L173 171L172 170H169L167 168H164V167L162 168V166L161 167L160 166H158V167L157 166H154L153 168L159 170V172L157 173L158 175H157L156 181L153 184H148L146 181L143 183L144 180L142 179L141 176L139 177V173H140V171L142 173V171L145 169V167L144 166H141L142 169L144 167L143 170L141 169V167H139L138 168L139 173H138L137 170H135L133 167H132L133 168L132 169L130 167V165H129V167L133 170V173L135 171V173L133 174L131 172L132 170L130 171V168H128V164L126 162V161H129V158H126V156H128V155H126V153L129 154V156H130L131 155L130 153L133 150L136 153L138 152L137 147L135 145L136 144ZM118 143L121 146V149L120 148L117 149L118 147L115 148L116 145H118ZM120 143H122V144H120ZM181 143L183 144V146L181 145ZM64 144H67V146L64 145ZM124 144H127V145H125V147L124 146L122 147V145H124ZM165 144H168L170 146L167 145V147H166ZM197 144H198V146L200 148L202 147L201 150L198 147L196 148ZM127 146H128V148H127ZM141 146H144V147L146 146L145 147V150L146 151L143 152V148L144 147H142V149H141ZM156 146L158 147V149H160L159 151H158V149H155ZM175 146H177V148ZM194 146H195V149H197V150H195L196 152L193 150L194 151V153H193L191 151H192V148ZM52 147H54V148H52ZM57 147H60L62 152ZM172 148H174V149L176 148L175 149L176 152L178 151V149H179V151L180 150L181 151L176 154V153L173 152L174 149H172ZM214 148H216L217 151H216V149L213 150ZM62 149H64V150H62ZM149 149L151 150L150 153H149ZM52 150H53V152H52ZM54 150H55V152H54ZM140 150H142V151L140 152ZM211 150H213L214 152L216 151V152L214 153ZM63 152H64V154H62ZM102 152H104V153H102ZM169 152H171V154ZM172 152H173V154H174L175 157L172 155ZM139 153H137V154H139ZM191 153H192V155H191ZM45 154H47V155H45ZM137 154H133L132 155L133 158L136 157ZM164 154H162V156ZM189 154L192 156L191 158H190ZM49 155H50V157H49ZM62 155H63L64 158H68V159H64L63 157H61ZM140 155H138V156H140ZM156 155H155V157H156ZM176 155L179 156V158H177ZM57 156H59L60 159ZM103 156H102V159H103ZM152 156H154V155H152ZM212 156H214V158H216L217 160L219 159L220 161H216V159L215 160H212L211 159ZM54 157L57 158V160L59 159L60 161L59 160L57 161L56 159H54ZM163 157H166V156L164 155ZM94 158H95V156H94ZM160 158H161V156H160ZM160 158L158 157L157 159L160 160ZM162 159L163 158H161V160ZM55 160H56V162H55ZM185 160H188V159H185ZM61 161H62V163L64 161H66L69 164L68 163L66 164V162H64L65 163V165H64V164L61 163ZM54 162L57 163V164H55ZM58 162L60 163V167H59V163ZM96 163L97 162H95V164ZM19 164L20 165L23 164L24 166H21L20 167ZM30 164H31V168L29 167ZM104 166H107V168L106 167L104 168ZM22 167L24 168L23 170H22ZM26 168H27L28 172H27ZM29 168H30V170H29ZM65 168H68V169H65ZM19 169H20V172H19ZM53 169H55V168H53ZM103 169H105V170L103 171ZM106 169H107V171H106ZM99 170L101 171V173H100ZM16 171L20 175H22V174L23 175L21 177L19 175V177H18V173H16ZM108 171L110 172V174H108L109 173ZM21 172H24V173L21 174ZM105 172H108V173H105ZM205 172H207V173H205ZM224 172L233 173L232 175L233 176H237V177L235 179L230 180L229 182H226L225 185H224V182L222 183V179H220L221 178L220 177L221 174H223ZM145 173H146V169H145ZM200 173H201V171L199 172V174ZM69 174H71V175L69 176ZM105 174H106L107 177H109L110 175H111L110 177L114 176L113 177L114 179L110 178V179H112L111 181L114 180V182H111L110 179H108L107 177H103V176H105ZM10 175H11V179L8 178V177H10ZM85 175H87L88 178L87 177L85 178ZM26 176H24V177H26ZM66 176H68V177L66 178ZM101 176L103 178H100ZM40 177H42L41 180H40ZM93 177H94V179H93L94 181L92 180ZM246 177L249 179V182H246V180H243L242 179V178H246ZM7 178L9 179V181H7L8 180ZM14 178L15 179L17 178L16 179L17 181L19 180L18 178H20L22 182L19 180L20 182L18 181L19 183H17V181H15ZM28 178H29V176H28ZM106 178L108 179L109 182H111L110 184H108L109 182L106 183V181H107ZM3 179H4V181L5 180L7 181V182L5 181L8 184L7 186H6V183L3 181ZM82 179H84V180H82ZM95 179L96 180H101L100 182H104L105 181V183H102L101 184L99 181H98V183L96 181L97 184H94L95 183ZM12 180H14L15 182H13ZM78 180H81V182L78 181ZM50 181L52 182V180H50ZM62 181L64 183H62ZM90 181H92V182H90ZM25 182L28 183L27 185H25L26 187L24 186V188H23V187H18L17 186V185H19V186L24 185ZM38 182H41V183H38ZM51 182L48 184V187H51V185H53V182H52V184H51ZM67 182L68 183L71 182V183H69V185H68ZM184 182H185V185L183 186ZM9 183L11 185L14 183V185L10 186ZM79 183H80V185H79ZM64 184H66L65 187H64ZM72 184L74 185V187L72 186ZM75 184L76 185L78 184V185L75 187ZM106 184H108V185H106ZM218 184L219 185L220 184H223L224 186H226V189L231 194L230 197H229L228 193L220 194L221 197H218V194L214 190L217 186H219ZM55 185H54V187L60 188V189H58L59 191L55 192L56 195H54L57 198V196H59V197L61 196L58 193L61 191L60 194H62L63 190L61 189L62 187H60V185L59 186H55ZM9 186H10V188H9ZM13 186H15V187H13ZM19 188H20V190H19ZM114 188H115V190H114ZM120 188H122V189H120ZM12 189H14V190H12ZM29 189H26L24 191H27L28 193H31V190H29ZM32 189H33V187H32ZM69 189H71L72 192ZM109 189H111V190H109ZM119 191H121V192H119ZM231 191L234 192V193H232ZM113 192L115 194H116V192H118L117 193L118 196L121 194L120 195V198H122V203H120L121 202L120 199L118 200L119 197L117 196V194L115 195ZM110 193H113V194H110ZM238 193H240V194H238ZM75 194H76V192H75ZM226 197L227 198H230V199H227L228 200L227 201V200H225ZM233 197H236V202L234 200L235 198L232 199ZM111 198H114V199H111ZM249 198H250V200H249ZM46 199L49 200V197L42 196L41 201L39 200L37 203H35V202H34V204L32 203L33 205L32 204L30 205L31 208H30V206H28L30 209H32L30 211V216H33V217H30V220L31 221H34L35 218H37V219L40 218V220H43V221H50V218L51 217H48V216L51 215V209L48 208V206L50 205L49 207L54 208L55 205H56V207H55V209H56V208H58V204H55L53 206L49 202L51 200H49V201L47 200L48 201L47 202ZM214 199H216L218 201L220 199L221 202L218 203V201L217 202L215 201L216 202L215 204L211 203L212 201H214ZM113 200H116V201H113ZM226 201H227V203H226ZM40 202H42V204ZM112 202H113L114 205L117 204L116 206L113 205L114 208L112 207V209H113L114 212L110 208L112 206ZM230 202L232 203L231 204L232 206H230ZM108 203H109V205H108ZM110 203H111V205H110ZM235 204H234V207H235ZM179 205H181V208H180ZM36 207H38L39 209L36 208ZM208 207H210V208H208ZM117 208H120V209H117ZM121 208L123 210H121ZM139 208H140V211H139ZM204 208L206 210L208 208V210L206 211ZM115 209H116L117 212L115 211ZM184 209H185V211H184ZM191 209H192V211H190ZM41 210L43 212H45V213H42ZM45 210H48L50 213L48 211H45ZM105 210H104V213H105ZM108 210L111 211L110 213L113 212L112 215H110L109 212L107 213ZM35 211H39L40 213L39 212H35ZM41 213H42V215H41ZM201 213H202V215H201ZM43 214H46L47 216L46 215H43ZM259 215L261 216V214H259ZM85 216L94 217V216H91V215H85ZM124 216L127 217V219H125ZM243 216H244V214H242V218L245 219V217H243ZM114 217H115V219H114ZM110 218H111V220H110ZM122 218H124V219H122ZM119 219H121V220L119 221ZM0 222H4L1 219V217H0ZM4 225H5V223L4 224L0 223V234H1L0 235L1 236L0 237V244L2 242L3 243L5 242L7 245L5 243L4 244L2 243L0 245L2 247V248L0 247L1 248L0 249V252L4 251L2 253V254H4L3 255L4 257H1V253H0V264H5L6 261H7L6 262L7 264H19V263L20 264H22V263L23 264H26V263L28 264V263H33L34 262V259L37 261V259H36L37 258L36 257L37 256L36 255V252H35V254H32L31 252H28V254L31 255V256H29L28 254H26V251L23 253L22 250L20 251V250L17 249V252L18 253L21 252V254H18L16 252V250H15L16 248L13 249V251H12L11 248L8 247V246H10L11 243H13V240L14 239H17V238H22V239L24 238V239H26L25 241L28 240V242H29V239L33 238V233L31 234L32 237L31 236H28L27 237L28 233L25 232L27 234L26 235L25 233H23L24 231L23 232H17L16 233L13 230H12L13 232L9 230V231H7L8 232L7 233V232H4V231H6V230H4L6 228V227H4ZM2 227H4V228H2ZM90 229L91 228L88 227V230L87 229L85 231L83 230V235H82L83 238H84V236H88L90 234ZM12 233H13V236H12ZM4 234L6 236L9 234L8 237H10V234H11V237L10 238H6V236H5V238H6L5 239L4 238ZM19 234L20 235L22 234V236L20 237ZM255 234H256V237H257V233L256 232H255ZM43 235L42 236H43L44 239H45V237H48V236H46V235H48V233H46V235L45 234H43ZM42 236L40 238L39 237L38 238L41 239ZM86 238H89V237H86ZM86 238L82 240L84 242L81 241L82 243L80 242L78 245L76 244L77 247L76 246L75 247L78 248L79 250L85 249L86 248V245H88L87 244L88 243L87 242L88 240ZM47 240L50 241L49 239H47ZM7 241L9 242V245H8V242ZM253 241H257L254 244L255 247H257V245L259 244V238L257 240L254 239ZM31 244H30V242L27 243V245L25 243L23 247H25V246L31 247ZM84 244H86V245H84ZM250 246H251V248H253L252 247V244ZM25 248H27V247H25ZM76 248H73L74 250L73 249L72 250L73 251H76V250L79 251ZM243 248H244V246H243ZM20 249H22V248H20ZM258 249H260L259 248V245H258ZM247 250H248L247 252H249L250 249L247 248ZM251 251L254 252L253 250H250L249 253H251V254H248V256L251 255L250 256L251 259L253 258L252 255L254 256V259L259 258L260 257L259 256L260 254L263 255L262 249H261V252L262 253H259L258 254L259 257L258 256L256 257V255L254 254L255 252L252 253ZM5 253L8 254V255H5ZM16 253H17L18 256L15 255ZM24 254H26V255H24ZM8 256H9V259H8ZM18 257L20 258V260L21 259L22 260L20 261ZM10 258H12L13 261H15V263H13V261H11L12 259H10ZM16 258H18V259H16ZM27 258H29V259L27 260ZM84 258H85V256H84ZM84 258H83V260L87 261V259L86 258L84 259ZM3 259H5V260H3ZM30 259H32V260H30ZM75 259L77 261L76 260H74V261L79 262V260L82 259V258H78V259L75 258ZM8 260H9V262H8ZM249 261H252V260H249ZM24 262H26V263H24ZM80 262H83V261L80 260ZM235 262H238V261H235ZM241 262L242 261H240V263ZM84 263H86V262H84ZM238 263H235V264H238ZM45 264H54V260H50V261L46 262Z\"/></svg>","mask_w":264,"mask_h":264},{"label":"water","instance_id":"obj_3","mask_svg":"<svg viewBox=\"0 0 264 264\" xmlns=\"http://www.w3.org/2000/svg\"><path fill=\"white\" fill-rule=\"evenodd\" d=\"M173 1V5L176 8V11H178L180 9V7H182V0H172ZM186 1V0H185ZM203 0H192V6H190L189 4V0L186 1V3L190 6V7H195L196 10V6H198L199 4H201ZM162 2V0H155V3H152V6L150 7L149 11H153L154 9L158 8L159 3ZM183 7L186 9V7L183 5ZM190 7H188L187 9L190 11L192 10ZM153 9V10H152ZM194 10V9H193ZM191 13V12H190ZM195 13V12H194ZM192 14V13H191ZM180 12L176 14V18L174 19L176 22H178L179 24H182V22H180L179 18H180ZM194 17V16H193ZM146 24V23H145ZM157 24V23H156Z\"/></svg>","mask_w":264,"mask_h":264}]
</instances>
